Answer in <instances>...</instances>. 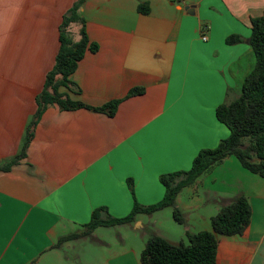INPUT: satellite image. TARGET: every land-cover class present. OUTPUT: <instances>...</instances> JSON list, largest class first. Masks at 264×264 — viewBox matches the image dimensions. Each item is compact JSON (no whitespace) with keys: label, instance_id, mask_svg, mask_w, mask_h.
Listing matches in <instances>:
<instances>
[{"label":"crops","instance_id":"crops-1","mask_svg":"<svg viewBox=\"0 0 264 264\" xmlns=\"http://www.w3.org/2000/svg\"><path fill=\"white\" fill-rule=\"evenodd\" d=\"M74 2L0 0V167L20 151L35 97L59 49V26ZM139 5L148 14L138 13ZM263 11L264 0H85V31L97 50L78 62L69 77L73 88L60 91L92 107L120 102L113 115L57 104L43 111L26 156L0 171V264H39L43 257L62 264L64 247L75 241L105 244L99 227L56 246L60 237L80 232L97 207L122 217L134 200L157 203L165 192L161 174L188 170L200 149L226 138L229 129L215 109L239 96L254 67L250 20ZM71 31L78 40L79 26ZM233 35L242 42L227 45ZM134 87L143 92L128 96ZM182 190L191 200L201 190L207 199L184 203ZM241 194L251 206L250 223L240 235L217 236L215 260L263 264L264 178L233 155L178 193L185 223H178L176 236L158 227L167 211L170 221L171 206L138 213L123 224L138 241L101 264H140L151 234L186 244V231L211 230L210 218ZM200 208L191 224V212Z\"/></svg>","mask_w":264,"mask_h":264},{"label":"trees","instance_id":"trees-1","mask_svg":"<svg viewBox=\"0 0 264 264\" xmlns=\"http://www.w3.org/2000/svg\"><path fill=\"white\" fill-rule=\"evenodd\" d=\"M85 0H75L72 7L64 14L59 26V49L53 68L47 73L41 91L36 95V111L26 127L20 151L9 162L0 167L7 171L12 165L26 156V149L33 137L34 128L50 104H57L61 109L86 107L95 111L113 115L120 99L111 100L99 107H92L69 98L61 92L60 87L73 88L70 76L78 62L87 51L94 52L97 46L90 43L86 31L81 7ZM140 14H148L146 5H139ZM251 33L249 46L254 56V67L245 76L237 98L225 100L215 109L218 121L229 129V135L220 139L214 148H203L198 151L188 170H178L161 174L160 182L165 188L160 201L151 205H141L136 200L128 214L114 217L105 207L93 209L90 220L82 225V230L62 236L56 242L59 246L66 240L86 235L97 227H109L118 224L133 223L138 213H151L166 206L172 207L173 219L184 224L183 212L176 205V197L181 189L193 183L199 176L208 172L228 156H235L242 167L251 173L264 178V11L261 16L250 20ZM72 26H79V39L75 40ZM242 42L238 36L226 39L227 45ZM72 87V88H71ZM143 92L142 87L132 88L129 95ZM133 194V185L128 179ZM251 206L243 194L220 207L210 218L211 230L197 232L186 231L188 242L174 244L162 236L151 234L139 254L140 264H215L218 240L217 236L240 235L249 225Z\"/></svg>","mask_w":264,"mask_h":264},{"label":"rangeland","instance_id":"rangeland-1","mask_svg":"<svg viewBox=\"0 0 264 264\" xmlns=\"http://www.w3.org/2000/svg\"><path fill=\"white\" fill-rule=\"evenodd\" d=\"M180 196L184 203L192 202L193 200L203 201L207 199L205 193H203L201 190H199V192L195 194V197L192 200H191V194L190 193L187 194L186 191L182 190ZM198 197L201 199L197 200ZM163 210L165 211L162 212H166V210H170V209H163ZM202 211L203 209L200 208L198 210H194L191 212L190 215L191 224L196 223L197 219L199 218V213ZM168 212L169 211L166 212V215H164V213L162 214V223L158 227H160L159 230L162 233L170 236H176L178 230L180 232L181 225H178V223L175 220L173 221L172 215H170V221L168 222L167 219ZM126 228L127 225H123V224L109 226L108 228L101 227L99 230H103L100 232H102V234L104 235V239L106 242L105 244H102V242H99L93 238L81 240L78 242L75 241L71 243L69 247H64L65 257H63L62 264H101L103 259L109 253L111 254V253H116L118 251H122L127 246L129 247L131 243L134 244L135 242L138 241V237H135V235L134 236L132 235V237L129 236V233L127 231L128 229ZM131 234H134L133 230H131ZM43 258L39 262V264H59L58 259L50 258V257H45L44 259Z\"/></svg>","mask_w":264,"mask_h":264},{"label":"built area","instance_id":"built-area-1","mask_svg":"<svg viewBox=\"0 0 264 264\" xmlns=\"http://www.w3.org/2000/svg\"><path fill=\"white\" fill-rule=\"evenodd\" d=\"M175 1L181 3V2L188 1V0H175ZM201 40L207 41V36L203 32L201 33ZM215 264H219V263L215 262Z\"/></svg>","mask_w":264,"mask_h":264}]
</instances>
